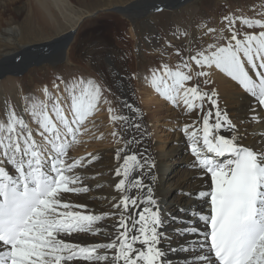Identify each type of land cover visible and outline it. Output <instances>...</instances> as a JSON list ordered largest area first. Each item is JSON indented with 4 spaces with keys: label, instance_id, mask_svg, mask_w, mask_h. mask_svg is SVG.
Segmentation results:
<instances>
[{
    "label": "snow or ice",
    "instance_id": "6c2138e0",
    "mask_svg": "<svg viewBox=\"0 0 264 264\" xmlns=\"http://www.w3.org/2000/svg\"><path fill=\"white\" fill-rule=\"evenodd\" d=\"M223 19L230 33L223 45L210 44L191 55L183 65L187 72L165 65L153 77L156 91L174 106L182 103L188 113L205 112L199 122L186 123L180 130L190 142L193 168L211 181L208 190L183 193L205 201L208 213L194 210L192 220L173 230L183 242L176 248L169 246L168 251L184 252L190 264H264V133L262 147L244 145V135L238 134L232 118L219 107L216 90H204L198 82L203 77L204 85L214 83L211 76L219 70L264 109V30L241 35L234 28L236 19ZM242 23L264 29V21L259 19H243ZM190 61L201 70L195 72L197 82L189 87L186 82L194 79ZM65 90L71 119L59 96L49 93L50 109L32 104L41 143L13 109L7 113L9 123L0 124V264H168L162 242L175 236L161 230V205L153 183L159 179L157 163L150 153L133 150V145L143 143L140 137L129 138L115 149L113 173L119 179L114 187L120 195L111 198L112 211L95 214L87 205L66 202L64 193H88L89 188L73 186L82 182L74 170L83 165L79 159L67 162L64 141L75 137L78 126L96 108L101 89L81 79L66 85ZM205 101L209 105L206 111ZM249 119L264 122L254 110ZM131 126L137 131L141 128L138 123ZM225 129L230 135L221 134ZM8 165L14 174L7 170ZM140 205L148 206L133 215ZM179 211L188 213L189 209ZM109 219L114 221L112 231L104 226ZM73 234L103 236L108 242H66L65 237Z\"/></svg>",
    "mask_w": 264,
    "mask_h": 264
},
{
    "label": "rangeland",
    "instance_id": "374dc122",
    "mask_svg": "<svg viewBox=\"0 0 264 264\" xmlns=\"http://www.w3.org/2000/svg\"><path fill=\"white\" fill-rule=\"evenodd\" d=\"M137 1L138 0H70L73 11L82 16L81 21L77 23L75 28H71L65 21L58 18L60 26H58V22H56L57 24L52 22V24H48L43 29L42 26L35 21H31L32 23L27 22V20H30L29 17L33 8L36 6V0H0V34L3 35H0V57L4 53H11L10 57L13 58V56H17V58H19L21 55L20 49L23 45H47L50 44L55 37L58 38L61 33L67 32L70 28H74L72 30V32L74 31V36L66 49V57L63 59V62L56 64H47L50 63L49 61L36 64L32 63L31 65H26L24 68H21L19 73L14 76H7L6 78L1 77L3 79L0 80V89L2 91V96H0V122L2 123L7 119L9 109L17 111V115L22 118V114L16 106V98H18V96L9 91L11 84L10 82L7 83V78H13L14 82L17 83V87L20 88H18V90H20L19 93L21 95L18 94L22 97V109L24 111L26 108L27 112H24L28 115V118L24 120L33 130V138L36 139L38 143L42 142V138L38 134L40 130H37L39 125L37 123V118L31 114L33 103L40 105L45 102L41 100V97H39L35 91L38 83L48 86L54 83L59 85V88H56L57 91H54V89L50 87L47 103L45 102V105L48 104L51 108L53 103L49 96V93H51L52 96L60 97L61 107H64L65 109H63L69 112L68 105L70 100L69 94L65 90L66 85H70L74 81H79L81 79H83L85 83L89 80L92 81L94 84L98 85L100 89L102 88L100 100L97 102L95 108L97 112L93 110L82 124L78 126L75 137L69 136L67 140L64 141V143L67 144V162H73L79 159L83 166L77 168H81L80 170L86 169V164L82 161L84 156L94 151L102 152L114 147V143L111 144L107 136L112 129L108 121L110 120L108 114L112 111V99H110V90L107 84L112 86L113 90H116V97L121 95L123 91L119 90L117 86H114L117 80L114 81L115 79H112L113 77L108 74V69L115 70L112 69L111 65L115 63L114 61L116 59L117 62L115 64L118 65V68H123L121 67V63L123 59H125V65H130L132 69H137L136 74L133 75V73H131L129 79L131 80V86L132 83H134L133 85L135 88L132 87L135 102L141 107L140 109L147 118L146 122L148 123L147 126L149 128L150 138L154 141L157 140L158 144L165 142L166 144L172 143V141L174 142L172 139L174 132L178 127L181 129V126H176L174 123L171 117L172 115H170L172 111L169 113L165 110L158 116L157 120H151L149 116L150 113L147 112L146 107H144L145 104L142 102L144 98H147L146 92L149 91L148 89H152V91L156 90L153 77L161 74L165 65L172 70L180 69L187 72V69H184L182 66L184 65V56L181 57V51L184 50V48L188 49L190 47L191 53L195 55L198 51L206 50L210 44L223 45L221 42L224 40L225 35L221 41L218 40L223 34L221 30H217V25L225 16L237 20V24L234 25V28L240 32L241 35L244 33H252L251 31H242L244 28H253V33L255 34L264 30L259 25H253L252 27L245 25L239 29L237 28L238 23L243 19H249L250 21L259 19L264 21V0H188L185 3H183L185 0H178L177 3L182 5L180 9L178 5V8L175 4L171 7L170 4L161 2V4H163V6H161L162 8L156 9L153 14L152 12L148 13L146 11L147 13L141 15V17L135 18V16H133L132 21L126 17L128 13L127 10H133L128 7L130 6L128 4ZM185 6L192 7L190 10L192 14L188 16V24L190 28L192 27L194 33L191 36V40L188 34H183L186 31V26H182L179 22L180 18L184 15V11H186L187 7ZM133 11V13H137L136 9ZM18 27H20L22 31L18 29ZM20 32L22 35H20ZM31 34H35V36ZM197 35H199V37ZM41 42L43 43L41 44ZM88 50L92 52L93 59H91L92 56L89 59ZM5 58L7 57H3L2 60ZM197 68L198 69L195 71L191 70L193 74L201 70L198 66ZM144 72H148L147 78L140 77ZM217 72V70H214L213 74L216 75ZM6 75L7 73H4V76ZM204 79L203 77L198 78L201 88L212 90L211 86L213 83L204 85ZM61 81H64V83H61ZM136 81L140 83L139 87L135 86ZM194 81H197L196 77ZM190 83H192V81L186 82V86L190 87ZM1 85L3 86L1 87ZM103 91H105V93H103ZM149 96H154V93H151ZM161 98H163L165 108L170 106L172 109H178L165 96L162 95ZM104 103L105 106L103 107ZM181 107L184 108L183 105H181ZM196 112L198 115H204V113L201 114L199 110H196ZM52 114L54 115V113ZM69 116L71 119L72 116L70 112ZM113 122H115V120H113ZM7 124L3 125L6 126ZM112 130H115V125ZM186 141L187 138L184 143L185 147L187 144ZM186 152L191 153L190 148L188 151L186 150ZM178 153L179 154H177L172 161H175L174 165H180V167L184 169L187 167L186 164L188 161L184 158L185 155H183V150H180ZM102 159L103 158H101V160ZM8 167L11 166L8 165ZM100 176L101 173H97L95 176L93 175L94 178ZM172 177L175 179L177 177L176 173H170L167 178L172 179ZM83 187H85V185ZM175 190L176 189H174V193H177L179 189L177 188V191ZM195 191H198V189H195ZM101 198L102 197L98 200ZM183 198H186V195H184ZM93 199H97V196H93ZM173 205L175 208L180 207L181 209H189L188 213H181L183 211H178L179 209L175 208L170 209L168 204L164 203L166 207V212L164 214L166 217L163 223L177 219L179 226L176 229H178L183 226L181 225L182 220L185 219L190 221L193 217L190 208L195 207L182 200ZM185 223L188 222H184L183 224ZM173 236H175V238L178 237L175 235V232H173ZM178 245L175 243V247Z\"/></svg>",
    "mask_w": 264,
    "mask_h": 264
},
{
    "label": "bare ground",
    "instance_id": "6f19581e",
    "mask_svg": "<svg viewBox=\"0 0 264 264\" xmlns=\"http://www.w3.org/2000/svg\"><path fill=\"white\" fill-rule=\"evenodd\" d=\"M164 1H168V4H174L176 2V1H171V0H138L137 2H132L131 4H128L130 5L128 7L132 8L133 10L136 9L137 13H133L134 12L133 10H127L128 13L126 14V17L132 20L133 16H135V18L139 16L141 17V15H145L147 12L148 13L152 12L153 14V12L156 11L159 4ZM176 5L179 6V9L182 7L180 3H176ZM191 9L192 7L191 8L187 7L186 11H184L183 17L180 18V21H179L182 24V26L183 25L186 26L185 27L186 31L183 34L184 35L188 34L190 40H191L192 34H194L192 27L190 28V25L188 24V16L192 14V12H190ZM58 18H60V20L65 21L66 24L71 26V28L72 27L75 28L77 23L81 21L82 16L73 11L70 0H36V6L35 8H33V11L31 12V15L29 17L30 20H27V22L35 21L40 26H42V28L44 29L48 24H52V22L55 24H57L56 22H58V26H60V22ZM243 26L245 25L242 23V21H240V23H238L237 25V28L239 29ZM71 28L67 30V32H63L58 36V38L61 36H64V38H67L69 36L68 37L69 39L67 38L68 45L70 44L73 38L72 33H70L72 31ZM18 29L21 30L20 27H18ZM217 30H221L223 34L218 39L219 41H221L223 39V36L225 35L224 40L221 42V44H224L225 37L230 35V33L227 31V26L223 18H222V21H220V23L218 22ZM242 31H251L253 33V28H247V29L244 28V30ZM0 35L3 36L2 34ZM20 35H22L21 32H20ZM31 35L35 36V34H31ZM197 36L199 37V35ZM56 38L57 37H55L54 40ZM43 42H41V44ZM32 46L34 47L31 48ZM48 47L51 49V45H48ZM39 49L42 51L43 47L36 48V45L34 44L23 45L20 49V52L24 54V57L21 58L22 59L21 61L20 59L17 58V56L16 57L13 56V58L10 57L11 53H8V54L4 53L0 57V80L3 78H6L7 76H14L15 74H18L21 68L25 67L29 62L34 61L35 59L39 58ZM34 51H37V52H34ZM88 53H89V59H90L92 56V52L88 50ZM52 54L54 55L47 54V56H49L48 57L49 59L46 58V60L50 61V63H47V64H56V63L63 62V59L66 57L64 49L58 50ZM181 54H180L181 57L184 56V62L188 60L191 55H194L193 53H191L190 47L188 49L184 48V50L181 51ZM3 57H7V58L2 60ZM93 58L94 57L92 56L91 59ZM124 60L125 59H123L122 63L120 62L121 67L123 68L121 69L120 67L118 68V65L115 64L117 62V59H116L114 61L115 63L114 64L112 63L111 65L112 69H115V70L108 69L109 70L108 74H110V76L113 77L112 79H115L114 81L117 80L114 83L115 84L114 86H117L119 90L123 91L121 95L116 97L115 96L116 90H113V87L107 84L108 85L107 87L110 90V93H109L111 97L110 99H112V106H111L112 114L111 112L108 114V116H110V120L108 121L112 129H114V125H115V130L111 129L107 136L109 138V142L111 144L114 143V147L107 149L106 151H102V152L94 151V152L87 154L84 157L82 156L83 158L81 157L83 163L86 164V169L80 170L81 168H76L74 170L77 174L81 176L82 182L78 185H73V186L83 187L85 185V187L89 188V192L80 193V194L64 193L63 196L65 197L66 202L74 204V205H87L88 210L92 211L95 214H101L102 212L112 211L111 203L113 201L111 200V198L113 196L118 197L120 195L115 190V187H114L115 183H117L119 179L115 177L113 173V170L117 167V162L114 160L115 149L117 147H123L125 145V142L129 138L140 137L143 143L141 145H133L132 147H133V150H137L139 153H145V154L150 153L157 163V168L155 171L158 174L159 179L158 181H155L153 183L155 184V190H154L155 197L159 200V203L161 205V215H162L163 221L166 217L164 214L166 212V207L164 206V203L168 204L170 209H174L175 206L173 204L178 203L181 200L185 201L186 203L191 204L192 206L196 208V210L200 209L204 212V214H207L208 204L205 201L198 200L195 197L190 199L187 195H186V198H183L184 197L183 193H188L190 191L196 192L195 189L208 190V185L211 183L210 178L207 175H204L200 170L193 168L192 162H193L194 157L191 153L186 152V150L188 151V149L191 147L190 142L187 140L186 141L187 144L185 147L184 143L187 137L182 135V132L179 127L173 134L172 139L174 140V142L172 141V143L166 144L165 142V143L158 144L157 140L154 141L150 138L149 128L147 126L148 123L146 122L147 118L143 114V111L140 109L141 107H139L137 103L135 102L134 92H133L134 83H132V86H133L132 87L130 83L131 80L129 79L130 74L131 73H133V75L136 74L137 69H132L130 65L129 66L125 65ZM190 63H192L193 65L191 69L192 71H195L198 69L194 61H190ZM6 70H9L7 72V75L6 76L2 75L3 74L2 72ZM192 71L191 73L195 79V75L193 74ZM217 71L218 72L216 73V75L213 74V76H211L212 81H214L211 88L216 90V92L218 93L219 107L222 110L227 111L229 117L232 118L233 123L239 129L238 134L244 135L245 138L242 141L244 145L253 146L255 148L262 147L260 141H261V133H264V122L253 123L249 119V117L250 115L253 114V110H254L256 115H258L261 118H264V109H262L261 106L258 104V101L256 98H253L251 95L246 93L245 90L242 89V86H240L237 82H234L231 78L225 76L226 74L224 75L222 73H219L220 72L219 70ZM147 74L148 72H144L142 75H140V77L144 78L147 76ZM134 79H135V76H134ZM194 79L192 83H190L191 86L197 82V81H194ZM9 82L11 84V86L9 85L10 86L9 91H11V93H13L14 95L18 96V98L15 97L17 99L16 106L20 110L22 114V118L27 119L28 115L22 109L23 104H22V97L20 96L21 94L19 93L20 90H18L19 87H17L16 85L17 83L14 82L13 78H9V79L7 78V83ZM2 86L3 85H1V87ZM55 86H56L55 83L52 84L51 86L38 83L36 90L35 89L34 90L36 91L38 96L41 97V100L47 103V96H48V92L50 91V87L54 89V91H57ZM135 86L139 87L140 83L136 81ZM45 89H47V91H45ZM202 89L204 88L202 87ZM148 90L149 91L146 92L147 98H144L142 102L146 105L145 106L143 104L144 107H146L147 112L150 113L149 116L151 120H154V119L157 120L158 116H160V114H162L163 111L165 110L169 113L170 111H172L170 115H172L171 117L174 123L176 124V126H181L182 128V126L186 123H192L193 121L199 122L200 117L203 116V115H198L196 111H193L192 113H188L181 106L177 107L178 108L177 110L172 109L170 106L165 108L164 103H163V98H161L162 97L161 93L157 92L156 90L152 91V89H148ZM204 90H208V89H204ZM1 92L2 91L0 89V96H2ZM103 93H105V91H103ZM151 93H154V96L150 97L149 95ZM47 106H48V109H50V106L48 104ZM104 106H105V103L103 107ZM208 107L209 105L207 101H205V111L207 110ZM94 110L97 112L96 109ZM203 113L205 114V112H201V114ZM65 114L70 118L69 112L65 111ZM121 117H127V120L121 119ZM53 119L55 120V115H53ZM113 120H115V122H113ZM2 123L7 124L8 119L4 120V122ZM2 123L0 122V124ZM135 123H138L141 125V128L139 131H137L135 128L131 126L132 124H135ZM37 130H41L39 126L37 127ZM113 133H117L118 135L114 136ZM221 134L230 135V130L225 129L224 131L221 132ZM180 150H183L184 152L183 155H185L184 158L186 161H188V163L186 164L187 167L184 169L181 168L180 165L179 166L174 165L175 161H172V159L177 154H179L178 152ZM101 158L103 159L101 160ZM90 159H91V163H89ZM68 163H71V162H68ZM7 170H9L10 173L14 174V169L12 167L7 166ZM97 173H101V176L98 178L97 177L94 178L93 175L95 176V174ZM170 173H176L177 177L175 179L174 177H172V179L167 178ZM145 182L147 183V180ZM177 188L179 189L178 192L174 193V189H176L175 191H177ZM93 196H97V199H93ZM100 197L102 198L98 200ZM145 206H148V205H140L139 207H137L134 210L133 215H135L139 211H142L143 207ZM195 208L193 207L190 208L191 209L190 212H193ZM175 209L180 210L181 208L177 207ZM73 210H83V209H73ZM181 213H184V212H181ZM192 219L193 217L190 220ZM181 222H182L181 225H183L184 222H189V221L184 219ZM113 223L114 221L109 219L107 222H104V226H106L109 231H112L111 226ZM178 223L179 222L177 219L164 222L162 224L161 230L166 235L173 236V232H174L173 230L179 226ZM200 227L201 229H203V222H200ZM193 238L194 237H184V239H193ZM65 240L66 242L80 243L81 245H87V244L97 243V242H108L107 238L103 236H93L91 234H73L70 237H65ZM182 242L183 240L181 236H178L175 239L165 240L162 242V248L167 252L165 259L168 261V264H190V261L186 260L185 258L186 254L184 252L168 251L169 246H171L172 248H176L175 243L178 245L179 243H182ZM187 255L190 256V254H187ZM72 264H87V262L75 261V262H72Z\"/></svg>",
    "mask_w": 264,
    "mask_h": 264
},
{
    "label": "water",
    "instance_id": "95a60500",
    "mask_svg": "<svg viewBox=\"0 0 264 264\" xmlns=\"http://www.w3.org/2000/svg\"><path fill=\"white\" fill-rule=\"evenodd\" d=\"M186 1H188V0H185L183 3H185ZM165 3H168V2H166V1H164ZM178 2V0L174 3L175 4V6H177L176 5V3ZM174 4H170L171 5V7H173L174 6ZM161 6H163V4H159V6L157 7V9L158 8H162ZM74 29V28H73ZM72 29V30H73ZM70 33H72V36H74V31L72 32H70ZM70 33H69V35H70ZM67 35V34H66ZM69 37V36H68ZM67 37V38H68ZM67 38H64V36H61V37H59V38H56L55 40H53L50 44H47V45H45V44H42V45H39V46H36V48H39V47H43V50L41 51L40 49H39V58H37V59H35L34 61H31V62H29L27 65H31L32 63H34V64H36V63H41V62H43V61H49V60H46V58L47 59H49L48 57L49 56H47V54H51V55H54V54H52V53H55L56 51H58V50H61V49H64V51L66 52V49H67V47H68V44H67V42H68V39ZM48 45H51V49L48 47ZM34 46H32L31 48H33ZM34 52H37V51H34ZM46 56H45V55ZM37 55V54H36ZM21 56L22 57H24V54H22L21 53V55H20V57L18 58V59H20V61L22 60L21 59ZM50 62V61H49ZM24 68V67H23ZM9 70H6V71H4V72H2L1 74L2 75H4V73L6 74L7 72H8ZM19 71V70H18Z\"/></svg>",
    "mask_w": 264,
    "mask_h": 264
}]
</instances>
